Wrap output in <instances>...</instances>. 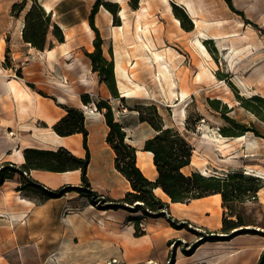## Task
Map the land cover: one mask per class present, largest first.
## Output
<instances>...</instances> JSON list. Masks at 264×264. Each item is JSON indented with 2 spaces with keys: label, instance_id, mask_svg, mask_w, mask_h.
Segmentation results:
<instances>
[{
  "label": "rangeland",
  "instance_id": "374dc122",
  "mask_svg": "<svg viewBox=\"0 0 264 264\" xmlns=\"http://www.w3.org/2000/svg\"><path fill=\"white\" fill-rule=\"evenodd\" d=\"M95 1L36 0L44 13L49 14L51 24L62 25L57 24L63 37V42H59L50 24L45 47L40 51L22 41L24 16L31 0H27L26 4L24 0H0V95L6 93L5 82L11 77L21 79L37 98L38 95L47 96L50 93L66 96L56 86L57 81H64L72 94L79 99L83 94L88 95L90 102L86 106L90 108H96L95 103L100 99L108 100L114 120L129 129L124 130L129 140L126 142L141 151L143 142L153 135V131L148 124L138 122V115L133 109L140 104L146 106L154 103L163 126L179 131L193 147L191 163L183 169L185 174L191 173L192 169L206 176H225L228 173L244 171L247 166L264 169V139L252 132H246L243 140L226 139L218 143L203 137L208 134L210 138H214L219 128L228 125L221 115L224 111H227L228 117L248 128H254L264 136V119L252 113L241 101L252 96L263 98L261 114L264 116V0H194L203 18L214 23L223 21L211 25L208 31L214 34L235 31L237 37L230 40H216L206 32L196 33L193 19L175 0H170V12L161 0H149L150 15L143 21L148 23L153 49L164 57L168 48L176 53L172 59L174 70L179 76L177 80L173 71L175 91L178 95L180 91L186 94L182 99L173 95L167 98L162 93H156L155 98L137 95L125 97L123 101L119 99L121 96L114 73L115 56L120 58L121 65L128 73L133 74L134 81L155 89L148 66L135 51V17L131 10L139 9L140 1L100 0L109 5L107 8L114 10V15L111 14L112 24L122 26V31L110 28L107 16L100 10L103 5H99L94 16V25L102 40L103 55L112 61L118 99L113 98L105 84L99 81L86 56L94 50L92 43L95 33L89 31L85 23H88L87 18ZM44 4L52 8L51 13L45 12ZM133 4H136V8L132 7ZM172 4L182 10L192 24V30L186 31L174 23ZM121 6L126 8L125 20L118 17ZM22 7L24 8L21 10ZM196 37L203 43L210 57L194 45ZM60 43L68 51L66 57H61ZM220 46L224 49L221 50ZM230 46H248L250 49L247 55L235 59L232 67L228 61L230 51L226 50ZM53 48V60L49 61L47 56L40 53ZM148 54L152 57L149 52ZM145 61L150 63L149 59ZM135 62L136 67L130 68ZM201 64L208 68L214 80L198 76ZM82 75L89 82V87L83 85ZM66 97L71 105L65 106L76 107L82 111L79 104L72 103L73 99ZM209 100H219V104L214 108ZM224 106L227 110H224ZM18 110L17 103L9 101L7 97L0 99V166L6 162L17 165L14 162L19 160L18 150L23 154L28 148H49L38 144V132H23L18 126L30 124L38 127V115L34 111H28L29 115L20 117ZM82 113L84 115L83 111ZM84 124L88 135L90 131L96 135L93 147L88 145L90 164L87 169L90 190L96 194L94 203L78 196L75 191H68L56 199L44 200L39 189L34 187L17 190L22 180L14 175L11 180L0 185V209L10 212V220L0 219V264H186L188 260H199L209 251L217 252L200 249L198 246L209 240L208 236L211 235L218 236L215 237L216 248H226L225 244L231 239L223 237L222 233L204 229L190 221L175 219L167 210L164 215H168L173 221L148 215L142 220L143 228L136 229V221L130 220L131 216L144 214L130 212L134 204L125 203V208H112L113 204H120L130 188L126 180L113 168L112 152L107 155L101 150L103 142L109 149L105 143L107 129L104 136H101L103 133L100 132L102 125L99 120L89 122L84 118ZM93 124L95 126L90 130ZM39 126L46 127L42 122H39ZM48 134L52 135L50 132ZM75 135L79 142L74 138L68 149L73 154V150H78L82 153L80 157H83L81 136ZM9 138L12 143L6 146L5 142ZM241 147L250 151L243 153ZM89 172H94L96 178L90 177ZM27 178L35 181L29 173ZM258 180L262 187L256 193V198L245 195L229 204L232 212L248 224L246 228L256 231L255 234L238 235L237 241L238 245L240 243L250 247L247 251L252 260L260 251L261 255L264 254V179ZM80 184L78 178L58 187L41 185L56 190L67 186L77 187ZM154 194L166 200L160 192L156 191ZM17 196L32 201L38 208L30 210L32 207L27 208L17 202ZM151 224L152 230L146 232ZM135 232H143L147 236H136ZM258 246L263 249H255ZM189 255L191 259L186 258ZM258 260L255 264H258Z\"/></svg>",
  "mask_w": 264,
  "mask_h": 264
},
{
  "label": "trees",
  "instance_id": "16d2710c",
  "mask_svg": "<svg viewBox=\"0 0 264 264\" xmlns=\"http://www.w3.org/2000/svg\"><path fill=\"white\" fill-rule=\"evenodd\" d=\"M26 2L27 0H24V4ZM99 5L109 6L108 4H103L100 0H96L91 7L87 21L89 27L95 33L92 43L94 50L91 53H87L86 56L90 61L91 70L97 73L99 81L105 84L113 98L118 99L112 71V61L111 58L103 55L102 40L98 29L94 25V16L98 12ZM132 7L136 8V4H133ZM107 9L114 15V10ZM172 10L181 27L186 31L192 30V24L182 10L174 4H172ZM50 24L49 14L46 15L44 13L36 0H31V4L24 16V26L21 34L22 41L30 44L32 48L42 51L45 47L46 35ZM51 25L53 26L54 36L59 42H63V37L57 24ZM119 99L123 101V98ZM80 100L84 105L90 102L87 94L81 95ZM241 101L252 113L264 119L261 114L263 98L252 96L249 99H241ZM208 102L214 108L219 104V100H209ZM95 106L96 111L102 115L104 124L107 127L105 143L113 154V168L127 181L130 188L120 200V204H111L112 208H125V203L134 204L133 208H131L133 210L130 212H141L142 215L144 214L143 216H131L130 220L136 221V229H138V223L145 216L165 217L162 211L166 210L167 203L153 192L159 188L171 203H184L193 199L219 194L223 208L222 226L220 229V233L225 235L223 237L229 240L238 235L256 233L254 229L246 228L248 224L240 216L232 212L229 204L245 195L256 198V193L262 187L258 180L259 178L246 175L243 171L228 173L225 176L214 174L206 176L198 171L185 174L183 169L190 165L193 147L179 131L173 127L163 126L156 105L150 103L146 106L137 105L133 109L137 112L138 122L148 124L153 131V135L147 138L142 145L143 152L151 153L152 163L156 172L154 181L149 180L137 166L136 149L125 141L124 127L114 120L108 100L100 99L95 103ZM61 107L64 109L65 114L51 128L60 137L80 135L81 147L84 151L83 157L76 156L69 149L61 146L55 149H25L22 154L23 162L20 165L17 166L6 162V164L0 166V185L5 181L11 180L14 175H18L22 181L17 190L34 187L39 189L44 200L56 199L62 197L68 191H75L78 196L85 198L90 203H94L93 198L96 194L90 190V182L87 177L90 152L87 144L88 130L84 124V115L76 107L65 105ZM224 110H227L226 106H224ZM226 113L227 111H224L221 115L228 125L218 129V132L223 137H239L246 132H252L255 136L264 139V136L260 135L254 128H248L245 124L228 117ZM31 170L52 173L79 171L81 184L77 187L67 186L50 190L43 187L40 183L27 178V173ZM135 235L140 236L144 235V233L137 234L135 232ZM208 237L209 240L207 241H216L215 237L218 236L211 235ZM263 261L264 254L259 257L258 264L263 263Z\"/></svg>",
  "mask_w": 264,
  "mask_h": 264
},
{
  "label": "bare ground",
  "instance_id": "6f19581e",
  "mask_svg": "<svg viewBox=\"0 0 264 264\" xmlns=\"http://www.w3.org/2000/svg\"><path fill=\"white\" fill-rule=\"evenodd\" d=\"M139 1H140L139 9L131 10V13L135 17V29H134V38L136 40L135 51L140 55L141 61L148 66V68L150 70V79L153 81V83L155 85V89L148 88L145 85L139 84L136 81H134V79L132 78L133 74L130 75L128 73L127 69L121 65L120 58L118 56H115L114 73H115L116 78H117L116 83H117V87H118L119 92H120V96L125 98V97H134L137 95H140V96L149 95L150 97L155 98L156 93H159V94L162 93L167 98H171V96L173 95V96H176L177 99H182L186 93L184 91H180V95H178L175 91V86H176L175 81L176 80L174 81V78L176 77V79L179 80V78H178L179 76H178V72H176L174 70L175 64L172 63V59L174 58L176 53L173 52L170 48L166 49V57H164L162 54L158 53V51L155 52V50L153 49L154 44L152 43V40H151V34H150V29L148 27V23L143 21L144 18H146L147 16L150 15L149 0H139ZM161 1L166 5V9L170 12L171 11L170 0H161ZM175 1L177 3H179L180 5H182L185 8V10L187 11L188 15L193 19V25H194V29H195L196 33L202 34L203 32H206V33H208V35L211 36V38L216 39V40H220V39H224V38H227L230 40L231 38L237 37V34L235 31L224 33V34L210 33L208 31V28L211 25L219 24V23H222L223 21H217L214 23V22H210L209 20H206L205 18H203L199 12V8H197V6L194 4L193 0H175ZM120 2H122V0H120ZM43 8H44L45 12H47V13L52 12V8L47 4H44ZM100 10L102 11V13L104 15L107 16L108 22L111 24V26H110L111 29H113V30L117 29L118 31L123 30L122 26H119V25L114 26L112 24V15L104 6H100ZM119 10H120V12H119L118 17L121 20L127 19L126 8L124 6H121V8ZM172 19H173L174 23L177 26H179V28H181L179 20L175 16H172ZM57 24L62 26L59 23H57ZM238 24L242 25L241 22H238ZM85 26L89 31L91 30L88 23H85ZM65 36H66V34H65ZM194 45H197L198 47H200L202 49V52L207 57H210L207 50L205 49L203 43L197 37L195 38V44ZM60 46L62 47L61 57H66V55L68 53L67 49L65 48L63 43H60ZM220 49L223 50L224 48L222 46H220ZM226 50L230 51V53L228 55V61H229V64L231 67L233 66V63L235 62V59H239V58L247 55L250 52V49L248 46H243V47L230 46ZM148 52L152 55V57H150ZM45 56L48 57L49 61L53 60L55 58L54 48L53 49H47V50L45 49ZM146 59H149L150 63H147L145 61ZM136 65H137V63L135 62L134 65L130 68H134V67H136ZM1 69L3 72L5 71V69H3V68H1ZM173 71H174V76H175L174 78H173V74H172ZM198 76L204 77L208 80H214L215 79L213 77V75L210 73V71L208 70V68L202 64L200 65ZM81 81H82L83 85H86L89 87V82L86 80V78H84L83 75L81 76ZM5 84H6V88H7V92L9 94V96L12 98V100L15 103H17V105L20 108V111L27 112L28 110H30L33 112L34 109H38V103H37L38 100H37L36 95L33 93V91L27 85H25L22 82L21 79H15V78L11 77V78L7 79ZM56 86L61 91H63L66 96H68L69 98H72L73 100L76 99L78 101V104H79L78 106L84 112L85 120H88L89 122H92L94 120H95V122H97L98 120L100 121V123L102 125V127L100 128V132L103 133V135H101V136H104L105 130L107 129V127L103 124V117L99 112L96 111V108L95 107L90 108V107L84 105L76 95L72 94L71 89H68V86L66 85V83L64 81L63 82L57 81ZM66 96H62V95L57 96L58 102H66ZM133 112L137 113L136 111H133ZM94 126H95L94 124L91 125L90 130ZM95 129H96V127H95ZM207 129H208V131H210L209 127H207ZM20 130L29 131V132H33V133L39 132V131L40 132H49V128L38 129V127L29 126V125L21 126ZM124 130H129V129L127 126H124ZM52 134L54 137L58 138V135L56 133H54V131H52ZM95 136L90 131V133L88 135L87 143L91 148L95 144V139H96ZM203 137L208 138V140H211L215 143L216 142L218 143V142H221V140L227 139L226 137H223L219 132L216 133V137H214V138H210L208 134H204ZM243 138H245L244 135L236 137L235 140H243ZM102 139L103 138L101 137V141H102ZM125 141H129L127 139V137L125 138ZM101 150L103 152L107 153V155H111V151L104 145V142L102 143ZM74 152H78V150L74 151ZM136 159H137V166L142 171L143 175L147 179L153 180L156 176V172H155L154 165L152 163L151 153L143 152L141 150H136ZM245 170H246V172H245L246 175L249 174V175H253L255 177L264 179V169H255V168L247 166L245 168ZM88 174L90 177H95V175H96V174H94V172L93 173L89 172ZM97 175H99V172ZM156 191L160 192V194L166 198L165 194L159 188L154 190V192H156ZM19 202H22V203L26 204L27 206L31 205V202H29L28 200H26L22 197L19 198ZM201 204H200V206H201ZM194 206L198 207V204L196 203ZM215 213L216 212L213 211L212 214L215 215ZM0 217L6 219V216H4L3 214H0Z\"/></svg>",
  "mask_w": 264,
  "mask_h": 264
},
{
  "label": "crops",
  "instance_id": "0c3cea01",
  "mask_svg": "<svg viewBox=\"0 0 264 264\" xmlns=\"http://www.w3.org/2000/svg\"><path fill=\"white\" fill-rule=\"evenodd\" d=\"M194 4H195V1H194ZM40 53L45 55V51L40 52ZM57 96H59V95L54 94V93L47 94V96L38 95V98H37L38 109L33 110L34 111L33 113L35 115H38V129L49 128V132L51 134L53 131L51 128L52 125L56 121H58L60 119V117L65 113L64 110L62 109V107H60L59 105H61V106L62 105H71V104H68V98L67 97H66V102H58ZM62 96H64V95H62ZM5 97H7V99L9 101L14 102L13 100H11V97L9 96V94L7 92V88H6V93L0 95V99H5ZM54 99H55V101H54ZM72 103L78 104V101L76 99H74V100H72ZM18 111H19L18 114L20 115V117H26L27 115L30 114L28 112L30 110H28L27 112H22V111H20V108H19ZM39 122L44 123V125L46 127H40ZM24 125L32 126L30 124H21L18 126L21 127ZM20 131H22V130H20ZM27 132H29V131H27ZM74 138H77L76 141L79 142L77 135H72V136H68V137L58 136V138H56L53 136V134L49 135L48 132L47 133L46 132H40V131L38 132V144L39 145H46L47 147H49L48 149H55V148L60 147V146L68 149L71 146V143L74 141ZM235 138L236 137H231V138H227V139L228 140H235ZM9 139H10L9 141L5 142L6 146H8L12 143L11 142L12 139L11 138H9ZM241 148H242L241 150L243 151V153H247L248 151H250L247 149L243 150L244 147H241ZM73 151H77V150H73ZM17 153L19 156L18 157L19 160L14 162V163L19 165L23 162V158H22L21 150H18ZM74 153H75L74 155H76V156H79V157L82 156L81 152H74ZM192 171H196V170L192 169ZM29 176L32 179H34L35 181H37L38 183H40L42 185H49L52 188V187H58L64 183H70V182H72V180L75 181L76 179L79 178V173H78V171H70V172H64V173H52V172H47V171L31 170L29 172ZM20 197L21 196H17V202H19ZM22 198H24V197H22ZM24 199H26V198H24ZM163 201H165L167 203L166 210L170 213V215L173 218L190 221L197 226H201L204 229L213 230L217 233L220 232V229L222 226L223 208H222V201H221L219 194L209 195V196H205V197H202L199 199H193V200H190V201L184 202V203H171L168 198L166 200H163ZM29 202H31L30 206H27L26 204H24L22 202H19V203L23 204L27 208L32 207L30 210H35V208H38V206L36 204H33L32 201H29ZM194 203L195 204L197 203L198 207L197 206L195 207ZM200 204H201V206H200ZM25 211L27 212V210H25ZM213 211L216 212L215 215L212 214ZM9 213L10 212H8V211L0 209V214H3L4 216H6V219H4L2 217H0V219L1 220H10V217L8 215ZM104 218H105V216H104ZM152 227H153V224H151L148 227V230H146V232H148L149 229ZM151 230L152 229H150V231ZM144 236H147V235H144ZM238 237L239 236H235V237L231 238V240H229L227 242V244H225L226 248H224L223 246H222L223 248H216L217 247L216 241L202 242L200 245H198L199 247H201L200 249L215 250L217 252L209 251L207 253H204L199 260L198 259L188 260V262L186 264H255L261 255V251L257 255H255L254 259L252 260L250 257V254L247 251L248 249H250V247L240 245V243L238 245V243H237V241L239 239ZM255 249L262 250L263 247L258 246V247H255ZM186 258L191 259V255L186 256ZM262 264H264V262Z\"/></svg>",
  "mask_w": 264,
  "mask_h": 264
},
{
  "label": "built area",
  "instance_id": "2783aa9c",
  "mask_svg": "<svg viewBox=\"0 0 264 264\" xmlns=\"http://www.w3.org/2000/svg\"><path fill=\"white\" fill-rule=\"evenodd\" d=\"M243 173H245V170L243 171ZM163 211H164V213L166 214L165 210H163ZM165 218H166L167 220H169V221H173V220L169 219V216H168V215H166ZM138 227H139L140 229L143 228L142 221H140V222L138 223ZM141 227H142V228H141Z\"/></svg>",
  "mask_w": 264,
  "mask_h": 264
},
{
  "label": "water",
  "instance_id": "95a60500",
  "mask_svg": "<svg viewBox=\"0 0 264 264\" xmlns=\"http://www.w3.org/2000/svg\"><path fill=\"white\" fill-rule=\"evenodd\" d=\"M121 98H123V97H121ZM153 181H154V180H153ZM162 213H164V211H162ZM222 236H225V235L223 234Z\"/></svg>",
  "mask_w": 264,
  "mask_h": 264
}]
</instances>
